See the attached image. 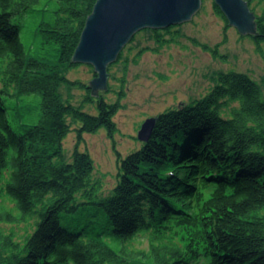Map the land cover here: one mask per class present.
<instances>
[{
  "label": "trees",
  "instance_id": "trees-1",
  "mask_svg": "<svg viewBox=\"0 0 264 264\" xmlns=\"http://www.w3.org/2000/svg\"><path fill=\"white\" fill-rule=\"evenodd\" d=\"M97 1L0 0V264H264V92L250 75L219 73L205 96L156 116L149 141L118 154L107 195L89 153L77 148L66 161L74 130L80 142L101 129L113 139L125 97L126 73L115 102L68 77ZM252 10L263 53L264 6ZM21 17L36 21L39 57L23 41ZM179 28L144 31L161 48ZM64 88L86 92L82 103ZM34 95L38 125L35 105H21ZM92 104L97 114L85 110ZM7 225L28 231L16 238ZM143 238L145 249L133 245Z\"/></svg>",
  "mask_w": 264,
  "mask_h": 264
},
{
  "label": "rangeland",
  "instance_id": "rangeland-1",
  "mask_svg": "<svg viewBox=\"0 0 264 264\" xmlns=\"http://www.w3.org/2000/svg\"><path fill=\"white\" fill-rule=\"evenodd\" d=\"M245 1L249 4V0ZM252 2L249 4L251 11L255 9L260 12L264 3L257 6V0ZM215 4V0H202V6L192 20L179 25L181 37L165 47L158 48L150 32L140 31L134 37L136 41L132 40L122 51L123 58L113 63L117 64L111 71L110 66L113 64L109 66V88L100 94H106L110 102L117 100L116 92L121 90V80L126 73L125 97L121 100L122 108L114 118L117 131L113 139L105 129L95 134H84L81 142L76 130L67 138L66 161H74L77 148L80 152L89 153L95 161L94 177L103 182L105 195L117 185L119 155L125 158L142 147L143 142L139 141L138 133L147 119L205 96L215 86L218 74L223 72L246 73L260 83L264 92V52L257 51L252 39L254 36L241 35L237 28L218 16L214 10ZM17 21L26 22L23 41L30 55L39 57V43L35 38L36 21L25 17ZM203 46L211 50L207 51ZM143 49L145 51L142 52ZM125 60L128 61L126 70ZM93 70L89 65L81 64L71 70L68 77L90 86V81L97 77ZM63 91L67 98L70 92L77 105L82 103L86 95V92L78 89L64 88ZM25 101L21 105L33 104L37 113L36 121L30 125H38L42 116V97L25 96ZM85 110L97 114L96 104L86 105ZM79 127L80 124L74 126L75 129ZM5 204L11 206L7 200ZM26 227L7 225L5 228L14 231L16 238H20L28 231ZM133 245L145 249L147 241L138 239Z\"/></svg>",
  "mask_w": 264,
  "mask_h": 264
},
{
  "label": "water",
  "instance_id": "water-1",
  "mask_svg": "<svg viewBox=\"0 0 264 264\" xmlns=\"http://www.w3.org/2000/svg\"><path fill=\"white\" fill-rule=\"evenodd\" d=\"M229 25L241 35L258 34L256 15L245 0H215ZM202 0H98L86 22L80 44L73 58L75 64L92 65L97 77L91 82L94 97L109 86V66L117 62L124 48L145 29H166L191 21ZM156 118L141 126L138 139L151 138Z\"/></svg>",
  "mask_w": 264,
  "mask_h": 264
}]
</instances>
